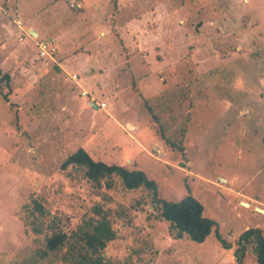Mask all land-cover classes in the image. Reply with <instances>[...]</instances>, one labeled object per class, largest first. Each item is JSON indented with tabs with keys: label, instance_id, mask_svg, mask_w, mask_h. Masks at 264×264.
Instances as JSON below:
<instances>
[{
	"label": "rangeland",
	"instance_id": "374dc122",
	"mask_svg": "<svg viewBox=\"0 0 264 264\" xmlns=\"http://www.w3.org/2000/svg\"><path fill=\"white\" fill-rule=\"evenodd\" d=\"M0 1V264H65L26 230L29 210L70 231L97 204L115 234L110 264H257L255 236L234 251L245 229L264 236V0ZM40 39L53 59L38 55ZM79 147L144 171L165 200L194 196L230 247L214 231L172 238L139 190L61 169ZM227 177L248 195L211 183ZM32 194L42 211L24 208Z\"/></svg>",
	"mask_w": 264,
	"mask_h": 264
},
{
	"label": "trees",
	"instance_id": "16d2710c",
	"mask_svg": "<svg viewBox=\"0 0 264 264\" xmlns=\"http://www.w3.org/2000/svg\"><path fill=\"white\" fill-rule=\"evenodd\" d=\"M9 78V74H3L0 71V82L7 83ZM3 96L7 100V94L4 93ZM68 167H74L82 172L85 179L97 188L111 189L119 185L123 190H139L141 198L137 202L149 200L151 213H156L159 219L168 222V233L172 238H187L195 242H203L214 231L222 245L230 247L219 233L216 222L204 215V207L197 198L190 194L177 201L159 197L157 183L140 169H128L120 164H108L97 160L82 147L68 154L61 162V169ZM30 198V202L24 203V208H29L33 202L37 210L42 211L38 197L32 194ZM29 211L28 218L30 216L32 218L30 220L27 218L23 223L26 230L33 224L31 235H37L32 237L41 244L47 255L65 264H110L105 258L103 248L115 237V234L106 211L102 210L98 204L93 207L94 215L83 218L81 223L70 231L54 223L55 221L47 222L46 218L42 219L43 212L39 215L33 210ZM52 219L55 218L52 217ZM252 236H255L257 240L254 245L256 263L264 264V236L257 227L247 228L240 233L237 240L238 247L234 254L242 250Z\"/></svg>",
	"mask_w": 264,
	"mask_h": 264
},
{
	"label": "built area",
	"instance_id": "2783aa9c",
	"mask_svg": "<svg viewBox=\"0 0 264 264\" xmlns=\"http://www.w3.org/2000/svg\"><path fill=\"white\" fill-rule=\"evenodd\" d=\"M15 25L19 29H23V24L19 18L13 19ZM23 39L22 35L18 36V40L21 41ZM38 55L46 58L53 59V55L55 53L56 47L52 39H40L36 43ZM70 79L80 87V95L84 98H88L90 102H94L97 108L106 109L107 103L105 101L96 100L95 97L85 88L80 85V77L76 73L69 74Z\"/></svg>",
	"mask_w": 264,
	"mask_h": 264
},
{
	"label": "crops",
	"instance_id": "0c3cea01",
	"mask_svg": "<svg viewBox=\"0 0 264 264\" xmlns=\"http://www.w3.org/2000/svg\"><path fill=\"white\" fill-rule=\"evenodd\" d=\"M3 1H0V3H2ZM47 2V1H46ZM21 6V5H20ZM15 18V17H14ZM13 18V19H14ZM13 19H12V21H13ZM21 20V19H20ZM13 23H14V21H13ZM15 24V23H14ZM22 24H23V22H22ZM24 25V24H23ZM15 28H17V29H19L17 26L15 27ZM23 28H24V26H23ZM16 29V30H17ZM20 31H24V29H19ZM31 30L33 31V32H35L36 33V35H35V37L37 36V37H39L40 35H38V33L36 32V30L34 29V28H31ZM20 35V32H19V34H18V36ZM18 36H17V39H18ZM19 41V40H18ZM21 41H23V39L21 40ZM70 78V77H69ZM81 79V78H80ZM71 80V79H70ZM72 81V80H71ZM73 82V81H72ZM220 81H217V83H219ZM222 82V81H221ZM74 83V82H73ZM75 84V83H74ZM76 85V84H75ZM82 86V85H81ZM83 87V86H82ZM84 88V87H83ZM80 89V88H79ZM87 90V89H86ZM91 92V91H90ZM92 93V92H91ZM92 95H94L93 93H92ZM81 96V95H80ZM260 96H264V95H262V94H260ZM82 97V96H81ZM82 98H84V97H82ZM84 99H86L87 101H89L88 100V98H84ZM89 105H90V101H89ZM92 107V106H91ZM93 108V107H92ZM98 109V108H97ZM105 110V109H104ZM246 111V110H245ZM134 129V128H133ZM133 132V131H132ZM132 132H129V133H132ZM263 141H264V139H262ZM231 180H234L233 178H226V179H223V180H221L222 181V183H220L219 182V184H217L216 182H214V181H212L211 183L212 184H215L219 189H225V191H228V192H231V193H236L237 195H239V196H245V195H248V192H245L244 191V185H237V186H231V185H229V183L231 182ZM233 185H235L233 182H231ZM241 183V182H240ZM246 183V182H245ZM245 183H242V184H245ZM222 184H227V186H224V185H222ZM235 194V195H236Z\"/></svg>",
	"mask_w": 264,
	"mask_h": 264
},
{
	"label": "water",
	"instance_id": "95a60500",
	"mask_svg": "<svg viewBox=\"0 0 264 264\" xmlns=\"http://www.w3.org/2000/svg\"><path fill=\"white\" fill-rule=\"evenodd\" d=\"M29 33L32 35V36H35L36 33L33 32L31 29L29 30ZM90 106H92L94 109H97V106L94 102H90Z\"/></svg>",
	"mask_w": 264,
	"mask_h": 264
}]
</instances>
